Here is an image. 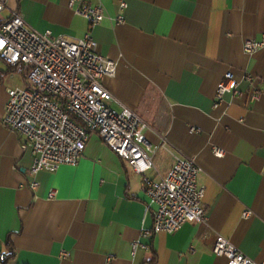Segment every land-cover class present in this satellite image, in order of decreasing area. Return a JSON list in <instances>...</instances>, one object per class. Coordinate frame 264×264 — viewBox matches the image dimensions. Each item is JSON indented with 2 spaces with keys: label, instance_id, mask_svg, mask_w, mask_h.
<instances>
[{
  "label": "crops",
  "instance_id": "crops-1",
  "mask_svg": "<svg viewBox=\"0 0 264 264\" xmlns=\"http://www.w3.org/2000/svg\"><path fill=\"white\" fill-rule=\"evenodd\" d=\"M3 1L0 25L17 11L40 33L77 39L90 30L97 51L117 61L114 77L102 79L114 97L107 104L140 115L156 151L153 168L138 174L89 131L77 164L29 175L33 153L3 122L6 90L25 85L27 68L0 57L2 264H227L211 250L215 235L264 264V46L242 48L264 37V0H123V10L121 0H102L112 20L95 25L69 0ZM226 71L241 94L226 92L214 106ZM173 153L200 168L206 220L167 233L153 229L144 178L164 176Z\"/></svg>",
  "mask_w": 264,
  "mask_h": 264
},
{
  "label": "built area",
  "instance_id": "built-area-1",
  "mask_svg": "<svg viewBox=\"0 0 264 264\" xmlns=\"http://www.w3.org/2000/svg\"><path fill=\"white\" fill-rule=\"evenodd\" d=\"M74 13L87 18L91 25L104 19L112 20L102 0L91 4L86 0H69ZM4 1L0 0V10ZM121 0L119 8L125 9ZM122 13L115 17L119 22ZM264 46L260 40L245 39L242 48L252 54ZM0 57L10 66L22 64L27 68L25 85L7 88L3 122L8 129L24 139L23 148L33 153L29 175L52 171L62 164L75 165L82 157L87 133L95 132L112 151L136 173L153 168L156 151L145 136L146 121L127 106L120 109L107 104L114 99L102 83L104 77H114L117 61L99 53L91 31L77 39L40 33L33 29L17 11L0 25ZM251 85L250 99L261 94L254 78L245 75ZM226 92L239 95L238 84L231 71L219 81L213 105ZM162 137L160 146L165 147ZM216 156L224 151L212 148ZM174 163L164 176L144 178V191L149 202L153 229L171 233L190 221L205 224L206 214L201 204L203 187L197 183L199 166L192 158L173 153ZM157 174V171H156ZM32 187L36 182H31ZM54 191L49 192L53 196ZM249 211L243 213L249 215ZM132 243V248L136 247ZM215 255L223 256L227 264H254L227 238L215 235L211 245ZM62 252L61 256H67ZM4 255L0 253V264Z\"/></svg>",
  "mask_w": 264,
  "mask_h": 264
},
{
  "label": "trees",
  "instance_id": "trees-1",
  "mask_svg": "<svg viewBox=\"0 0 264 264\" xmlns=\"http://www.w3.org/2000/svg\"><path fill=\"white\" fill-rule=\"evenodd\" d=\"M26 74H27V72L25 71V74H24V77L26 78Z\"/></svg>",
  "mask_w": 264,
  "mask_h": 264
}]
</instances>
